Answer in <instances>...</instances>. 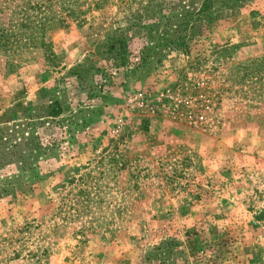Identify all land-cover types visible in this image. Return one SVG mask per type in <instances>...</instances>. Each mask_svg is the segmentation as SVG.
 Here are the masks:
<instances>
[{"label": "rangeland", "instance_id": "1", "mask_svg": "<svg viewBox=\"0 0 264 264\" xmlns=\"http://www.w3.org/2000/svg\"><path fill=\"white\" fill-rule=\"evenodd\" d=\"M77 1L79 18L34 28L50 53L22 48L12 72L0 55L8 138L24 141L54 99L83 111L54 175L0 197V264H157L169 251L166 264H264V0H215L186 31L168 28L185 48L157 38L127 72L108 46L137 53V19L160 0ZM20 4L0 0V15Z\"/></svg>", "mask_w": 264, "mask_h": 264}, {"label": "trees", "instance_id": "2", "mask_svg": "<svg viewBox=\"0 0 264 264\" xmlns=\"http://www.w3.org/2000/svg\"><path fill=\"white\" fill-rule=\"evenodd\" d=\"M77 2V0H21V8L18 12L13 11L10 15L1 14L0 55L5 56L4 67L7 71L12 72L18 67L19 61H17L16 55L17 52H22V48L38 47L46 52L49 51L48 43L44 41V37L41 35V39L38 40L34 35V28H41L47 21L53 20L55 17L62 24L69 17L79 18L81 11L78 10L76 13L75 8L72 7ZM100 2L97 0L94 4L98 6ZM214 2L215 0H201L198 10L193 12L186 11L181 6L174 7L176 4L174 0L156 1L145 16L140 15L137 19L141 22L139 26L145 29L141 36V49L137 53L128 49L127 42L123 39H118L116 43H111L108 46L109 54H113L114 67L122 66L127 72L131 70V67H137L145 62L156 47L153 41L157 38L164 40L165 44L174 42L185 48L186 33L183 35L180 33L176 39L170 40L167 37L168 28L175 26L178 31H186L190 24L193 25L192 20L195 13L208 12ZM55 3H59L62 9L68 10V13L59 15L56 10L52 11ZM173 7L174 10H172ZM0 11L2 12V10ZM20 13H22L20 20H23L21 22L18 18ZM189 21L190 23H188ZM161 25L164 26L162 29L159 28ZM17 27L30 28V33L28 36L25 33H17L13 29ZM88 94L90 97H96L97 89L90 87ZM77 111L83 112L81 108H76L65 113V108L60 101L54 99L48 103L44 117H28L27 125L31 127L32 131L27 138H24V141L20 142L21 140L18 141L16 138L10 139L0 132V197L4 193H8L11 187H14V181H33V184L54 175L64 156L75 146V131L81 125L74 114ZM80 117L85 119L84 115ZM14 162L17 165L11 173L4 171ZM8 186L10 187L8 188ZM167 256L159 260L157 264H166Z\"/></svg>", "mask_w": 264, "mask_h": 264}]
</instances>
